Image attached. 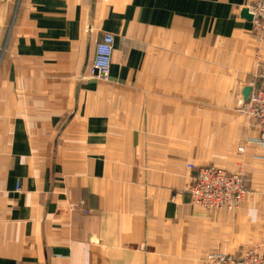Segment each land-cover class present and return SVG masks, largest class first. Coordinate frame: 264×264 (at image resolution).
I'll return each instance as SVG.
<instances>
[{
    "label": "crops",
    "instance_id": "obj_1",
    "mask_svg": "<svg viewBox=\"0 0 264 264\" xmlns=\"http://www.w3.org/2000/svg\"><path fill=\"white\" fill-rule=\"evenodd\" d=\"M256 1L96 0L90 31L91 0H0V264H209L259 239L263 146L246 145L242 209L187 192L200 166L236 170L260 134L232 106L264 55L243 15Z\"/></svg>",
    "mask_w": 264,
    "mask_h": 264
},
{
    "label": "built area",
    "instance_id": "obj_2",
    "mask_svg": "<svg viewBox=\"0 0 264 264\" xmlns=\"http://www.w3.org/2000/svg\"><path fill=\"white\" fill-rule=\"evenodd\" d=\"M253 15V33L259 39L264 38V0H257L249 6ZM115 38L111 33L103 36L97 44L93 62V72L101 79L110 77ZM250 95V114L261 128L258 138L264 145V62ZM244 184L236 174H230L216 166L202 167L196 179V184L189 189L192 203L202 204L211 208H236L244 197ZM209 264H264V252L255 250L244 251L236 256L216 252L208 257Z\"/></svg>",
    "mask_w": 264,
    "mask_h": 264
},
{
    "label": "rangeland",
    "instance_id": "obj_3",
    "mask_svg": "<svg viewBox=\"0 0 264 264\" xmlns=\"http://www.w3.org/2000/svg\"><path fill=\"white\" fill-rule=\"evenodd\" d=\"M256 38L258 40L257 45L262 46L264 38L259 39L258 36H256ZM256 60H257V69L253 73V76L250 78L251 83H253L252 87H251L252 89H253V85L255 83H257V82H255L256 78H257L256 76H258L260 68H261V64L264 62V55H263V53H261L260 48H258V50H257ZM251 93H252V91H251ZM235 99H236V102L234 104H232L233 110L236 113H238L239 116H242L249 121L255 122V126L258 128L257 130L260 132V134L258 137L257 136L252 137L250 134H247L244 137V139L241 140V142L239 143L238 149L236 151V154L239 156L241 161L236 163V166H237L236 170L230 171V170H227L226 168L221 167L217 164H215V165L217 168H220V169H222V170H224L230 174H236L242 179V182L244 184L243 191H245L244 197H243L241 203L234 209H229L227 207L211 208V207L204 206L202 204L192 203V198H191V194H190L189 189L192 185L196 184V179H197V176L199 174L200 169L202 167L215 166V165L212 164V165L200 166V167H198L197 172L192 176L191 183L187 186V192L189 194V203L193 207L200 208V209L207 210V211H214V210L238 211V210L242 209V207L244 206V204L247 201H251L253 199V193H255V190L253 189V184H251L252 177H251V173H250V169L253 168V165L251 163L247 162V160L245 158V150H246L247 144H258V145L264 147V145L261 144V141L258 139L261 135V128L258 126L257 122L254 120V118L250 114V110H249V108H250V104H249L250 97H249L248 102H244L242 100V98H240V94L236 93ZM254 158H255V160L264 161V157H262V156L261 157L255 156ZM194 169H196V166L194 164H192V163L187 164V170H191L193 172ZM263 182H264V180H263ZM263 235H264V231H259V234H258L259 239L255 243H253L250 247L246 248L245 251L255 250L257 252H264V238L262 239ZM216 252H222V253L230 254V253L224 252V251H214V252H211L209 255L216 253ZM236 256H239V255H236Z\"/></svg>",
    "mask_w": 264,
    "mask_h": 264
},
{
    "label": "water",
    "instance_id": "obj_4",
    "mask_svg": "<svg viewBox=\"0 0 264 264\" xmlns=\"http://www.w3.org/2000/svg\"><path fill=\"white\" fill-rule=\"evenodd\" d=\"M95 3H96V0H91V15H90V22H89V25H88V28H89L90 31H91L92 26H93V13H94V10H95ZM243 15L246 18H248L250 20H253V15L250 13L248 8L243 10ZM84 71H83L82 75L84 74ZM80 84H81V81L79 80L78 84H77V88H76V98L79 95ZM251 91H252L251 87H246L244 89V91H243L244 99H245L246 102L249 101V97H250Z\"/></svg>",
    "mask_w": 264,
    "mask_h": 264
}]
</instances>
